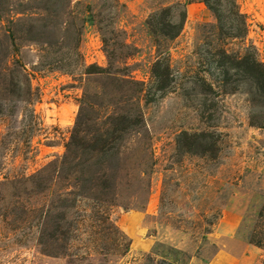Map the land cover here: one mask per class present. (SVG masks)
Returning a JSON list of instances; mask_svg holds the SVG:
<instances>
[{"label":"rangeland","instance_id":"374dc122","mask_svg":"<svg viewBox=\"0 0 264 264\" xmlns=\"http://www.w3.org/2000/svg\"><path fill=\"white\" fill-rule=\"evenodd\" d=\"M237 1L238 38L201 0H0V264H264V96L233 66L264 64V0ZM169 6L174 39L149 23ZM119 115L118 150L59 173L77 123Z\"/></svg>","mask_w":264,"mask_h":264},{"label":"trees","instance_id":"16d2710c","mask_svg":"<svg viewBox=\"0 0 264 264\" xmlns=\"http://www.w3.org/2000/svg\"><path fill=\"white\" fill-rule=\"evenodd\" d=\"M207 8L212 11L216 18L219 26L222 28L223 26L229 24L228 29L233 32L234 37H243L247 34V24L245 21L244 15L241 13L239 4L237 0H201ZM173 7L169 6L166 8H162L159 12L154 14L149 23L151 25V29L156 30L162 35L169 37L170 39L176 38L183 29V24L186 18V13L182 12L180 15V21L175 22L172 19ZM33 19V18H32ZM29 30L30 33L34 32V26ZM42 28H44L42 26ZM9 38L14 42V35L12 31H7ZM45 34V32H39V35ZM34 41L35 38L33 39ZM103 43L105 46V50L110 56V59L114 58L115 53L113 51H108V47H110V40L103 35ZM230 60L229 54L223 51L222 60L220 61L221 65H225L227 61ZM233 66L236 70L243 71L248 78H250L257 91L264 96V64L260 62L255 55H245V57L236 60V63L233 62ZM8 71L12 72L13 66H8ZM100 70V71H95ZM88 73H105L108 72L103 70L97 66H89L86 69ZM153 73L158 82V86L160 90H164L167 88L170 82V66L167 62L159 59L153 66ZM16 77L13 78V85L18 82L15 80ZM18 91H21L19 84H16ZM1 113V112H0ZM141 121V120H140ZM139 123V120L136 118L133 120L132 117L129 116H117L114 121H112L111 129L109 133L105 130V132L93 135L92 137H84V139L78 140V132L80 131V123H77L71 139V143L69 144V150L67 154L63 157L61 162H58V168H60L61 174H64L68 171V168L71 167V164L74 161V149L81 148L85 152H94L98 155L108 156L115 149L118 150L119 145L117 142L123 139V135L130 131L131 127L136 126ZM187 136V134H184ZM202 138L204 135L201 136ZM183 145L187 148H195L196 146L203 147L204 144H197L195 141L193 142H183ZM210 151H213L212 148ZM91 167V166H90ZM88 168V164H87ZM84 172V171H83ZM87 172H84L83 175H86ZM106 176L105 174L102 178ZM107 180V179H104ZM88 179L83 177V182H87ZM106 188V187H104ZM70 192H67V194Z\"/></svg>","mask_w":264,"mask_h":264},{"label":"crops","instance_id":"0c3cea01","mask_svg":"<svg viewBox=\"0 0 264 264\" xmlns=\"http://www.w3.org/2000/svg\"><path fill=\"white\" fill-rule=\"evenodd\" d=\"M138 245H140V249H144V250H150L153 247L152 243H150L148 241H146V242H140ZM227 255H229L227 252L219 253V255H218L219 258H215L213 260L212 264H219L220 258H222V257L228 258ZM167 258L165 257V260L169 261V263H174V261L172 259H170L169 257H167Z\"/></svg>","mask_w":264,"mask_h":264}]
</instances>
